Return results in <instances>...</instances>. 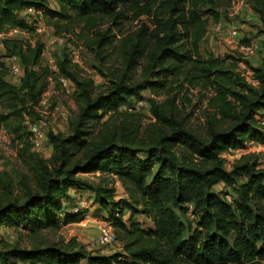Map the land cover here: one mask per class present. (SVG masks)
Returning a JSON list of instances; mask_svg holds the SVG:
<instances>
[{
    "label": "trees",
    "instance_id": "obj_1",
    "mask_svg": "<svg viewBox=\"0 0 264 264\" xmlns=\"http://www.w3.org/2000/svg\"><path fill=\"white\" fill-rule=\"evenodd\" d=\"M156 1L58 0L50 10L48 0H0V33L28 30L20 17L28 8L56 21L74 17L86 24L100 18L114 25L128 16L147 19L119 41L123 71L112 74L97 93L67 56L56 62L54 74L41 65V44L0 39V130L14 142L21 143L24 133L29 141L28 123L39 121L36 109L53 75L73 84L81 101L66 134L47 132L51 156L36 160L33 184H26L21 196L0 193V225L22 227L37 242L29 249L7 247L0 263L264 264V168L248 154L226 170L223 158L247 143L264 145V128L257 120L264 113V62L250 68L257 83L252 86L224 70L222 61L200 60L205 19L217 23L216 7L232 0H160L155 6ZM246 1L253 3L264 27V0ZM97 36L99 49L116 37L106 32ZM11 57L23 72L17 84L6 80L1 62ZM142 64L146 78L135 82L131 75ZM178 80L213 92L201 129L191 126L189 115L170 97L171 84ZM145 91L153 95L147 100L152 115L147 124L136 112L120 111L133 109ZM96 173V184L79 178ZM117 182L132 206L114 201ZM219 185L224 187L221 196L214 191ZM81 186L109 213L107 222L121 241L122 254L99 255L74 241L38 238L57 227L61 213L63 221L76 222L78 213L70 216L62 207L68 193ZM133 207L142 208L152 229L126 226L123 211Z\"/></svg>",
    "mask_w": 264,
    "mask_h": 264
},
{
    "label": "rangeland",
    "instance_id": "obj_2",
    "mask_svg": "<svg viewBox=\"0 0 264 264\" xmlns=\"http://www.w3.org/2000/svg\"><path fill=\"white\" fill-rule=\"evenodd\" d=\"M159 1H156L155 6ZM233 2L232 5L224 4V7H216L220 14L217 23L210 18L205 19V36L199 45L200 60L216 59L222 61V68L242 79L243 84L256 86L257 83L253 80L250 68L259 67L264 62V27L252 2L246 1L247 8L241 7L239 9L232 8ZM57 4L58 0H48L50 10H55ZM20 17L27 21L28 30H5L0 33V39H15L31 46L35 43L41 44L43 46L41 65L54 74H56V62L63 55L67 56L75 70L84 79L93 83L96 93L104 90L112 74L123 71V60L119 54V41L136 31L141 21L147 22L146 17L134 19L132 16H128L118 25H114L109 19L100 18L92 21L90 26V24L74 17L67 21H56L43 13L36 15L23 11ZM219 24L222 27L220 32L216 30V25ZM105 32L116 37L111 39L112 43L110 45L102 46L100 49L96 48L97 35ZM57 39H63L62 43L58 44ZM249 41L257 45V50L252 56H247L242 50ZM0 54H3L2 51ZM1 62L6 67L9 66L7 58H2ZM146 75L144 64H142L131 75V78L135 82H140L146 78ZM6 80L11 84H16L9 72H7ZM171 85L173 91L170 97L174 96L177 107L184 114L189 115L191 126L201 129L204 124L205 112L208 110V100L214 96L212 90H204L200 86L193 88L185 82H181V80ZM152 96L148 91H145L142 93V100L145 102L143 107H136L130 111L126 108H120V111L136 112L142 116L144 124L150 123L152 115L147 100L153 98ZM162 99L163 97L158 98V100ZM80 105L81 101L77 98L75 86L69 81L61 78L57 79L53 75L48 80L40 98L35 116L41 120L45 134L47 132L66 134L69 123L74 118ZM27 118H29V121L32 119ZM257 120H264V113L257 116ZM23 139H26L25 133ZM23 141L21 143L14 142L12 136L6 130H0V193L14 192L17 196L23 195L24 186L33 184V166L37 164L36 160L38 158L44 161L50 159L51 148L49 146L44 145L41 150L36 151L31 147L29 141ZM248 154L256 156L261 168H264V145L258 146L247 143L244 150L230 151L223 155L225 169L229 170L236 160ZM139 156L144 158L145 154L139 153ZM97 176L98 173L79 176V178L96 184ZM86 188V186H81L74 192L70 191L65 205L62 207V212L70 216L73 215L72 209H78L76 222L67 223L65 220L63 221L61 213L57 227L54 230L42 231L39 233L40 237H37L46 243L74 241L78 248L81 247L87 252L99 255L122 254L121 241L118 239H115L113 244L110 245L102 246L98 244L97 226L99 223L107 222L109 213L102 208L101 204L95 200L92 192ZM115 188L114 201L131 205V203H128V197L118 182L115 184ZM214 191L221 196L224 192L223 185L215 187ZM123 212L127 227L137 225L143 230L152 229V222L142 213V208H126ZM34 241L36 242V237L31 236L29 231L22 227L15 229L0 225V255L10 246L29 249L34 245ZM6 264L25 263L8 259Z\"/></svg>",
    "mask_w": 264,
    "mask_h": 264
},
{
    "label": "built area",
    "instance_id": "obj_3",
    "mask_svg": "<svg viewBox=\"0 0 264 264\" xmlns=\"http://www.w3.org/2000/svg\"><path fill=\"white\" fill-rule=\"evenodd\" d=\"M232 2H233V0H232ZM232 2H231V5H232ZM241 7H246V0H235L233 2V6H232L233 9H239ZM24 12L28 13V14H36V15L42 14L41 11H35L33 8H28V9L24 10ZM221 29H222V27L220 24L216 25V30L218 32H220ZM233 34H235V32H233ZM62 41H63V39H57L56 40V42L58 44L62 43ZM242 50L247 56H252L257 50V45L254 44L252 41H249V43L247 45H245L242 48ZM8 61H9V66L7 67V70H8L7 72H9V75L14 79L15 83L17 84V83H19V80L21 79V77L23 75L22 69H21L16 57H11L8 59ZM144 105H145V102L142 99H140V100L134 102L133 109L136 107H143ZM127 110L130 111V110H132V108H129ZM258 121H259V124L264 128V120H258ZM28 133H29V142L31 144V147L34 150L39 151L43 148L44 145L48 146L47 142H46V134L42 128L41 120H39L37 122H33V123H28ZM225 198L227 201L231 200L230 196H226ZM72 212L77 214L78 209H72ZM97 231H98L97 242L99 245L106 246V245L113 244V242L116 239L115 238L116 236L114 233V229L112 228V226L108 222L99 223L97 226Z\"/></svg>",
    "mask_w": 264,
    "mask_h": 264
},
{
    "label": "crops",
    "instance_id": "obj_4",
    "mask_svg": "<svg viewBox=\"0 0 264 264\" xmlns=\"http://www.w3.org/2000/svg\"><path fill=\"white\" fill-rule=\"evenodd\" d=\"M82 176H85V175H82ZM74 192V191H73ZM85 264V263H84Z\"/></svg>",
    "mask_w": 264,
    "mask_h": 264
}]
</instances>
